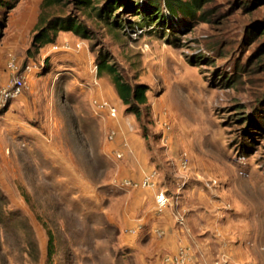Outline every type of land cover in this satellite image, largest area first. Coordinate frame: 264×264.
Instances as JSON below:
<instances>
[{
	"label": "rangeland",
	"instance_id": "1",
	"mask_svg": "<svg viewBox=\"0 0 264 264\" xmlns=\"http://www.w3.org/2000/svg\"><path fill=\"white\" fill-rule=\"evenodd\" d=\"M44 1L0 8V264H264V0H208L192 18L158 0L165 17L147 25V0H117L107 19L96 13L108 0ZM41 11L86 36L59 30L31 46ZM100 58L146 86L138 113ZM15 74L24 85L5 97ZM122 142L153 166L130 180L152 172L155 185H122ZM146 189L145 222L167 212L174 251L160 250V229L144 239L118 225L127 191Z\"/></svg>",
	"mask_w": 264,
	"mask_h": 264
},
{
	"label": "trees",
	"instance_id": "2",
	"mask_svg": "<svg viewBox=\"0 0 264 264\" xmlns=\"http://www.w3.org/2000/svg\"><path fill=\"white\" fill-rule=\"evenodd\" d=\"M14 2L16 0H13ZM82 6H88L91 0H78ZM208 0H166L168 9L173 11L174 8L178 9L183 15L192 18L195 15L196 10H198L201 5ZM55 0H45L43 2V7L53 4ZM117 0H108L105 5L97 11V16L103 19L109 18L111 15L110 10L115 7ZM133 10L137 11L138 4H134ZM8 6L7 0H0V8ZM12 6V5H10ZM139 14L141 21L145 22L147 25L154 18H164L165 15L160 13V6L158 0H147L143 7H140ZM41 11L37 18V21L33 28V35L31 40V46L39 48L45 44L52 43L55 40L57 32L59 30H69L78 35H85V27L83 24L77 22L74 18L70 16H55L51 18L45 17ZM147 18L149 20H147ZM254 29V27H253ZM252 29V30H253ZM256 33H261L263 30L255 29ZM98 72H107L112 79L117 96L121 101L128 105L127 109L133 111L135 114L137 112V105L146 102L145 90L146 86L143 84L131 85L129 82L125 81L117 69L110 63L107 62L106 58H100L97 64ZM53 237L49 234L48 247L52 245ZM49 256H51L50 251H48Z\"/></svg>",
	"mask_w": 264,
	"mask_h": 264
},
{
	"label": "crops",
	"instance_id": "3",
	"mask_svg": "<svg viewBox=\"0 0 264 264\" xmlns=\"http://www.w3.org/2000/svg\"><path fill=\"white\" fill-rule=\"evenodd\" d=\"M4 53L0 54L2 57ZM1 72V71H0ZM4 74L1 75L0 78H3ZM123 155L124 160L117 164V174L125 179H140L143 174L148 170H151L153 166L148 162L143 148H139L137 150H133L132 153H129V150L123 146V142L119 144ZM158 187H160L158 185ZM161 188V187H160ZM153 190V189H152ZM149 190H133L127 191L126 198L127 204L124 208V213L121 219L118 222V225L125 226V228H131V231L138 232L142 230V238H148L152 236V229H160L163 232V236L159 237V247L160 250H172L178 246V242L176 240L177 235L181 237L178 228H176L175 223L170 215L163 213L160 216H156L155 218L150 215L149 219L151 222H145V216L147 210L153 205L154 202V194L155 191ZM179 199H177V203H179ZM181 202V201H180ZM180 204H183L182 202ZM184 205V204H183ZM178 207V206H177ZM168 211V210H167ZM141 213V214H140ZM188 220V215L186 217ZM150 225V226H149ZM144 231H143V229ZM147 227V228H146ZM141 228V229H140ZM154 231V230H153ZM122 236V234H121ZM126 234L123 233L122 238H125ZM185 241L186 239H182Z\"/></svg>",
	"mask_w": 264,
	"mask_h": 264
},
{
	"label": "built area",
	"instance_id": "4",
	"mask_svg": "<svg viewBox=\"0 0 264 264\" xmlns=\"http://www.w3.org/2000/svg\"><path fill=\"white\" fill-rule=\"evenodd\" d=\"M8 68L13 72L16 68L17 65L14 62L13 58L8 60L7 63ZM95 68H97V65H95ZM24 85V79L23 76L21 74H15L13 80H12V84L10 89L3 91V95L5 97H13L16 96L20 93L21 87ZM99 108L106 110L107 113L111 116H116L117 113V109L115 106L111 105L107 100L103 99L101 101V103L99 104ZM118 157H121V153H117ZM183 166H185V163H182ZM154 177V173L150 172L147 175H145L143 177L142 180H140L139 182L137 181H133V180H128V179H124L122 182L123 186H130V187H137V186H153L155 185V180L153 179ZM168 202V198L165 194V191H159L156 195V203H157V209L160 210L163 207L166 206Z\"/></svg>",
	"mask_w": 264,
	"mask_h": 264
}]
</instances>
